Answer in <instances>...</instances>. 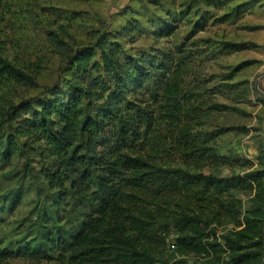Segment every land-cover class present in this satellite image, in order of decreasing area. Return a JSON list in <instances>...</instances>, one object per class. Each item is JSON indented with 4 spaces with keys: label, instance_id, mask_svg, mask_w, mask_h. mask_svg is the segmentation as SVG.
<instances>
[{
    "label": "rangeland",
    "instance_id": "obj_1",
    "mask_svg": "<svg viewBox=\"0 0 264 264\" xmlns=\"http://www.w3.org/2000/svg\"><path fill=\"white\" fill-rule=\"evenodd\" d=\"M168 26L172 33L159 37ZM102 38L118 43L129 56L169 52L177 64L170 86L179 100L174 117L180 122L168 120V105L161 100L162 107L153 106L159 125L146 137L148 144L150 136L163 144L161 162L216 176L264 167V0H0L1 53L29 78L9 89L0 83L1 144L14 134L11 106L45 98L52 87L64 91L71 76L68 53L94 47ZM2 107L9 116L1 114ZM184 124L188 139L205 141L221 163H191L184 157L177 138ZM174 138L175 147H169ZM15 142L19 150L14 154L5 153L4 146L1 150L0 250H21L28 244L43 255L1 258L0 264H70L49 243L77 231L93 212V195L72 193L58 203L57 189L49 188L43 177V170L52 166L43 145L26 141L25 148L24 139L16 137ZM248 196L236 192L232 201L244 209ZM231 227L222 219L218 235ZM174 235L159 262L206 264L213 257L179 250Z\"/></svg>",
    "mask_w": 264,
    "mask_h": 264
},
{
    "label": "trees",
    "instance_id": "obj_2",
    "mask_svg": "<svg viewBox=\"0 0 264 264\" xmlns=\"http://www.w3.org/2000/svg\"><path fill=\"white\" fill-rule=\"evenodd\" d=\"M166 27L159 37L172 33ZM159 53L129 56L103 38L94 47L69 52L71 76L64 91L52 87L45 98L11 106L14 134L3 145L0 133V161L2 146L9 156L19 150L15 137L24 139L25 148L26 141L41 143L52 160L43 177L57 189V202L72 193L93 195V212L77 231L48 240L51 251L70 264H155L173 233L179 250L211 253L206 264H264V167L229 176L191 171V166L161 162L163 144L151 136L149 144L146 140L159 125L153 106L162 107L161 100L168 105V120L180 122L174 117L179 100L170 86L177 64L169 52ZM26 79L0 48L2 86L9 89ZM1 114L9 111L2 107ZM188 127H180L177 137L184 157L191 163H221L205 141L188 139ZM169 143L175 147V138ZM236 192L249 195L246 208L232 201ZM222 219L232 227L218 235ZM25 255L43 253L28 244L0 250V259Z\"/></svg>",
    "mask_w": 264,
    "mask_h": 264
},
{
    "label": "water",
    "instance_id": "obj_3",
    "mask_svg": "<svg viewBox=\"0 0 264 264\" xmlns=\"http://www.w3.org/2000/svg\"><path fill=\"white\" fill-rule=\"evenodd\" d=\"M263 74H264V73H263ZM263 74H262V75H263ZM254 86H255V90H256L260 95H262V93H261V92L258 90V88H257V82H255V85H254Z\"/></svg>",
    "mask_w": 264,
    "mask_h": 264
},
{
    "label": "built area",
    "instance_id": "obj_4",
    "mask_svg": "<svg viewBox=\"0 0 264 264\" xmlns=\"http://www.w3.org/2000/svg\"><path fill=\"white\" fill-rule=\"evenodd\" d=\"M155 264H165V263L157 261ZM167 264H172V263H167Z\"/></svg>",
    "mask_w": 264,
    "mask_h": 264
}]
</instances>
